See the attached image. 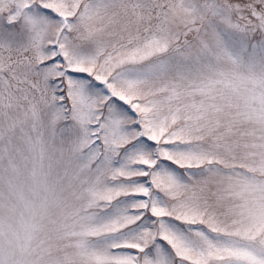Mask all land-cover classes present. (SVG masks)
I'll use <instances>...</instances> for the list:
<instances>
[{
    "label": "snow or ice",
    "instance_id": "1",
    "mask_svg": "<svg viewBox=\"0 0 264 264\" xmlns=\"http://www.w3.org/2000/svg\"><path fill=\"white\" fill-rule=\"evenodd\" d=\"M0 264H264V0H0Z\"/></svg>",
    "mask_w": 264,
    "mask_h": 264
}]
</instances>
